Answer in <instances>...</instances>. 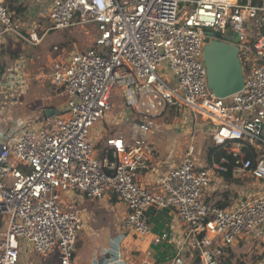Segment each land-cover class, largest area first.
Listing matches in <instances>:
<instances>
[{
	"label": "built area",
	"instance_id": "obj_1",
	"mask_svg": "<svg viewBox=\"0 0 264 264\" xmlns=\"http://www.w3.org/2000/svg\"><path fill=\"white\" fill-rule=\"evenodd\" d=\"M44 14L50 27L39 35L17 24L0 0V35L28 46L47 32L86 24L96 35L87 50L52 49L57 57L42 78L62 89L64 119L41 128L21 120L0 139V264H19L22 242L26 253H56L59 264H73L84 224L77 206L62 205L68 193L92 201L115 194L126 209L121 229L139 237L151 233L148 209L171 211L182 225L174 264H264V0H49ZM206 30L238 35L244 84L230 97L208 89ZM116 89L130 109L131 134L107 139L98 158L91 132L110 113ZM169 115L192 131L205 127L234 161L197 167L190 146L178 164L154 170L150 140ZM249 147L258 150L254 161ZM141 171L154 175L150 189L139 182ZM248 179L252 186L240 188L227 208L203 200ZM166 239L163 233L153 242ZM235 246L262 249L237 259Z\"/></svg>",
	"mask_w": 264,
	"mask_h": 264
},
{
	"label": "crops",
	"instance_id": "obj_2",
	"mask_svg": "<svg viewBox=\"0 0 264 264\" xmlns=\"http://www.w3.org/2000/svg\"><path fill=\"white\" fill-rule=\"evenodd\" d=\"M5 1L8 9L13 14L15 22L25 28L33 27L32 24L26 22L30 18L31 8L35 10V8L47 7L49 0ZM43 41L44 39L39 45L28 46L15 36L0 35V61L4 59L6 63L8 62L7 69L0 74V85L6 80L5 76L7 74L12 77L17 75L19 79L23 77L29 79L28 77H31V81L28 80L29 83L34 82L33 74L36 76L38 73L37 78L43 76V71H46L51 60L57 57V53L52 50L56 45H44ZM4 48H9V53L2 57L1 51ZM15 52L18 53V57L11 60V53L14 54ZM41 73L43 74L40 75ZM41 83L43 84L42 81ZM48 84L49 92L47 91L46 96L42 99H45L47 103H43L31 112L34 113L32 115L34 120L30 122V127H46L49 123L57 124L64 119L65 96L62 89L53 86L50 82ZM57 92L60 93L58 95L59 98L53 95L54 93L57 94ZM48 109L57 113L47 118L45 111ZM114 120L110 118L111 122L109 123L104 118L92 129L91 139L94 142L95 153H97L98 158L102 156L107 148V139L114 138L108 128V124H112ZM128 132L129 134L126 136L124 135L125 131L120 132V136H115V138L124 137L128 140L131 134V127L128 128ZM165 140L170 142L167 136ZM151 144L153 146L152 142ZM178 163L171 161L170 157L162 159L158 156L156 157L155 154L151 167L156 171H164ZM153 178L154 175L151 172L141 171L138 180L150 189ZM68 203L74 204L81 210L84 224L78 233L73 264H174L173 260L176 257L177 246L182 240V225L176 220L171 211L167 209H148L146 215L149 219L151 233L144 237H139L132 231L121 229L120 221L125 216L126 209L118 201L115 194L108 193L102 199L92 201L86 199L83 194L68 193L62 198V205L64 206ZM97 216L101 217L102 222H96L95 218ZM163 233L167 234V239L160 244L154 243V238ZM96 239L99 242H95L94 240ZM84 245H86V250L82 252ZM41 259H43L42 262L44 264H59L56 253Z\"/></svg>",
	"mask_w": 264,
	"mask_h": 264
},
{
	"label": "rangeland",
	"instance_id": "obj_3",
	"mask_svg": "<svg viewBox=\"0 0 264 264\" xmlns=\"http://www.w3.org/2000/svg\"><path fill=\"white\" fill-rule=\"evenodd\" d=\"M181 7H183V5ZM45 10V6L41 9L35 8V10H32L31 8L29 18L31 21H26L27 23L32 24L34 30L37 31L38 34H45L50 27V22L44 14ZM95 35L96 32L94 27L86 24L83 27L75 26L66 30L47 32L44 37L43 44L50 46L53 44L56 46L60 45V47H63L66 51L87 50L93 47ZM66 42L68 45L64 44ZM43 73L47 74L48 68H46V71H43ZM37 74L36 76L33 74L35 78L33 77L34 82L31 83L28 82V80L31 81V77H28L29 79L24 77L19 79L17 75L16 77H12L8 74L5 76L6 80H4V83L0 85V139L8 135V131L18 121L22 120L25 123L27 122L26 124L28 125H26V128H32L30 127V122L34 120L32 117L34 113L31 112L43 103H47L45 99H42L47 94L49 84L46 78H37ZM159 74L165 81H170V77L165 70H161ZM40 80H43V84ZM53 95L59 98L58 95H60V93L57 92V94L54 93ZM111 108L110 113L105 115V119L109 123L111 122L110 118L115 119L112 124H108V128L113 134L112 136H120V132L122 133L123 131H125L124 135L126 136L129 134L128 128L131 127L133 119L129 117L130 109L125 105V103H123V98L119 89L112 92ZM168 117L169 118L167 119H159L157 121L159 129L153 138H151V142L153 143V147L156 151V157L158 156L162 159L164 157L167 159L170 157L171 161L178 163L186 155L188 148L192 146L193 163L197 167L208 166L206 160L207 149L214 144L211 142L209 134L205 132L204 129L206 128L201 126L197 130L192 131L190 130L191 126L189 129V125L181 120V118H173L172 115H169ZM166 136L169 138L171 143L169 141L166 142ZM221 149L226 152L223 146ZM252 183L253 181L250 179L243 182L234 181V189L230 190L227 197V201L229 203L228 207L232 204V199H236L238 197L239 189H243L246 184L252 186ZM222 194L223 193L220 192H214L212 195L210 194V198H208L210 200L209 203L215 204L217 201L224 199ZM99 216L95 218L98 223L102 222V219ZM3 231L4 223L2 215L0 214V235ZM94 241L99 242L97 239ZM21 244L24 249L23 255L20 257L19 264H44V262H42L43 259H41L42 257L40 258L39 255L37 256V254L33 252L26 253V245L23 242ZM261 246L258 250L262 249ZM85 250L86 245H84L82 252H85ZM258 250H251L248 252L247 247L241 249L238 246H235L232 248V251L236 254V258L239 255L244 256L246 254L247 256H253L254 253L259 252Z\"/></svg>",
	"mask_w": 264,
	"mask_h": 264
},
{
	"label": "water",
	"instance_id": "obj_4",
	"mask_svg": "<svg viewBox=\"0 0 264 264\" xmlns=\"http://www.w3.org/2000/svg\"><path fill=\"white\" fill-rule=\"evenodd\" d=\"M237 43L238 35L233 31L223 37L219 31H205L203 62L207 86L218 98L230 97L243 88L244 73ZM55 113L50 109L45 111L47 118Z\"/></svg>",
	"mask_w": 264,
	"mask_h": 264
},
{
	"label": "trees",
	"instance_id": "obj_5",
	"mask_svg": "<svg viewBox=\"0 0 264 264\" xmlns=\"http://www.w3.org/2000/svg\"><path fill=\"white\" fill-rule=\"evenodd\" d=\"M7 2H12V1H7ZM256 3V2H254ZM42 35V33L40 34ZM254 43V39L251 41V45ZM63 44V43H62ZM65 45H68L67 42L64 43ZM60 46V45H59ZM9 53V48H4L2 51H1V55L2 57H4V55L8 54ZM18 53L15 52L14 54L11 53V56H10V59L13 60L15 59L16 57H18L17 55ZM8 63V62H7ZM7 63L5 62V60H1L0 61V74L5 71L6 66H7ZM246 154H247V157L251 160L254 161V159L256 158L257 156V153H256V150L253 148V147H249L246 149ZM222 159H229L231 162L234 161V158L227 155V153L221 149L220 146H211V147H208L207 149V153H206V160H207V165H211L213 162H218ZM222 176L225 178L226 181H229L230 182V174L229 173H224L222 174ZM230 191H225V192H220V193H223L222 196L224 199L222 200H219L215 203L216 206L220 207V208H227L228 207V201H227V197H228V193ZM209 197H204L203 200L205 203H209Z\"/></svg>",
	"mask_w": 264,
	"mask_h": 264
}]
</instances>
